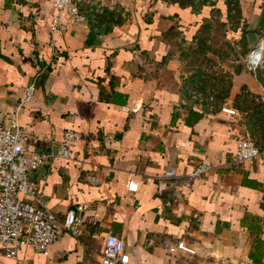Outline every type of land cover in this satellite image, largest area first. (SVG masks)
Returning <instances> with one entry per match:
<instances>
[{"label":"crops","instance_id":"obj_1","mask_svg":"<svg viewBox=\"0 0 264 264\" xmlns=\"http://www.w3.org/2000/svg\"><path fill=\"white\" fill-rule=\"evenodd\" d=\"M118 2L93 30L70 23L52 0H0V118L35 78L19 113L25 146L52 149L65 129L81 137L72 159H52L29 178L58 218L87 205L77 238L64 233L44 252L21 246L13 258L0 250V264H98L107 232L122 241L127 264H264V162L160 186L170 166L183 175L199 159L221 165L239 135L264 143L255 100L264 89L237 59L245 50L215 75L211 64L226 60L228 42L264 33V0ZM55 16L63 28L51 34ZM205 62L210 74L198 89L216 91L213 111L179 106ZM222 104L237 114L220 112ZM162 240L195 253L162 248Z\"/></svg>","mask_w":264,"mask_h":264},{"label":"built area","instance_id":"obj_2","mask_svg":"<svg viewBox=\"0 0 264 264\" xmlns=\"http://www.w3.org/2000/svg\"><path fill=\"white\" fill-rule=\"evenodd\" d=\"M117 3L118 0H52V7L58 14H64L70 23L88 24L93 30H98L103 24L97 25V17L106 15L108 6ZM62 28L57 16L53 17L49 32L53 34ZM257 35V41L244 51L242 63L245 71L256 78L264 89V33L258 32ZM239 50L238 44L230 43L226 60L215 59L211 63L214 75L215 69L221 68L223 64L234 63ZM134 56L138 65L145 64V59L140 57V50H136ZM205 64L193 82L188 83V99L179 98V106L188 105L193 110L213 111L216 91L209 86L205 90L198 89L210 74L208 67L211 64ZM34 90L35 78L23 87L15 105L0 118V250L6 257L12 258L21 246H30L34 251L44 252L50 243L57 241L64 233L77 238L81 232V213L87 208L86 204H76L58 218L44 206L38 196L35 182L29 178L30 172L52 159H72L74 155L71 146L81 137L79 132L65 129L59 143L52 149H28L24 143L25 130L20 126L19 113L33 96ZM255 100L261 102L264 107V94ZM218 110L229 116L237 114L234 108L224 104L219 105ZM256 160L264 162V143L258 144L248 135L242 134L235 139L233 154L221 165L199 159L193 168L183 175H178L174 167L170 166L163 171L160 180L167 182L182 178L194 179L211 173L218 166H224L228 172H232L236 166L250 164ZM86 179L92 183L95 181L92 175H87ZM136 187L135 182L127 184L129 191H135ZM159 244L162 248L179 250L184 255L195 253V250L183 241L162 240ZM127 260L122 241L107 232L98 264H127ZM245 262L252 264L248 259Z\"/></svg>","mask_w":264,"mask_h":264},{"label":"water","instance_id":"obj_3","mask_svg":"<svg viewBox=\"0 0 264 264\" xmlns=\"http://www.w3.org/2000/svg\"><path fill=\"white\" fill-rule=\"evenodd\" d=\"M246 38L249 42H251L250 44H248V48H251L253 43L252 42H255L256 38H257V34L254 33V32H250L248 34H246ZM170 183H176V182H161V187L163 188L165 185H168Z\"/></svg>","mask_w":264,"mask_h":264},{"label":"rangeland","instance_id":"obj_4","mask_svg":"<svg viewBox=\"0 0 264 264\" xmlns=\"http://www.w3.org/2000/svg\"><path fill=\"white\" fill-rule=\"evenodd\" d=\"M258 34V33H257ZM257 38H258V35H257ZM257 38H256V40H255V42L257 41ZM255 42H252L253 44L255 43ZM251 42H249L247 39L245 40V41H243V43H240L239 44V46H240V50H239V53L240 52H242V51H246V49H248V44H250ZM228 45V47H226V49H229L230 48V43L228 42L227 43ZM242 57H243V54H240V57L238 56L237 57V59H240V62L242 63ZM241 63H239V64H241ZM242 65H243V63H242Z\"/></svg>","mask_w":264,"mask_h":264},{"label":"trees","instance_id":"obj_5","mask_svg":"<svg viewBox=\"0 0 264 264\" xmlns=\"http://www.w3.org/2000/svg\"><path fill=\"white\" fill-rule=\"evenodd\" d=\"M262 19H264V8H263V15H262ZM264 24V23H263Z\"/></svg>","mask_w":264,"mask_h":264}]
</instances>
